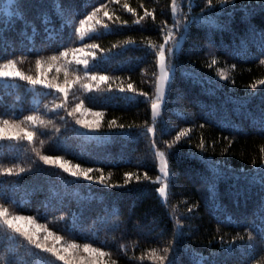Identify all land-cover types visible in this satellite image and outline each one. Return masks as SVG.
I'll list each match as a JSON object with an SVG mask.
<instances>
[{"label": "trees", "instance_id": "1", "mask_svg": "<svg viewBox=\"0 0 264 264\" xmlns=\"http://www.w3.org/2000/svg\"><path fill=\"white\" fill-rule=\"evenodd\" d=\"M162 47L173 73L155 119ZM49 57L71 87L34 78ZM9 61L0 121L33 139H0V264H264V0H0Z\"/></svg>", "mask_w": 264, "mask_h": 264}, {"label": "rangeland", "instance_id": "2", "mask_svg": "<svg viewBox=\"0 0 264 264\" xmlns=\"http://www.w3.org/2000/svg\"><path fill=\"white\" fill-rule=\"evenodd\" d=\"M10 1L11 0H6L7 4ZM162 49L164 51L163 47L161 48V50ZM161 50L158 52V59H157L158 68H157L156 87H155L154 96L152 100V104L155 103L157 105L156 109H153L152 104H151L152 116L155 119L158 117L162 109V105L165 99L166 89L171 80V76L173 73V67L170 66V64H168V62L166 61L165 51H164V61H163L165 71H164V74L161 73V61H160ZM82 55L83 57H85L86 53L82 52ZM60 67H61V64L59 61H57L56 58L49 57V60L47 61H45V59H40L39 61H37L36 75L34 78L35 79L39 78L44 81L54 83L56 85L58 84L59 86H62V87H65L66 85L67 86L69 85V87H71V84L74 82L76 76H74L72 73H69L67 70L66 72L63 71V69H61ZM14 69L15 67H12V66L7 67V69L2 67L0 68V76H2L5 73V71H7L8 74L15 73ZM55 78L60 79L61 82L57 83ZM73 111L78 114L79 120L84 121L86 123H89V124L94 123L95 120L97 119V117L94 116V114L97 113L96 111H91V110L82 108L80 106H77V107L74 106ZM8 122H9V125L5 126V123L3 121H0V136L19 135V134L30 135L31 134V132L27 129V128H30L28 124L26 126L24 122H16V121H8ZM12 125H19V127H13ZM157 167L160 173L158 180L161 185L158 193L161 199L164 200L166 197V192H167V181L166 180H167L168 168H167L165 158L163 155H161L160 152L157 153ZM160 189H164L163 194L160 193ZM15 223L23 230L27 229V227L29 226H32L30 221L25 218L23 219V218L17 217V219L15 220ZM35 228L37 227L35 226ZM46 240L49 242H55V241H52L50 238ZM65 249H67L66 251L67 253H71L69 248H61L63 252H65ZM88 257H90L93 260V256L88 255Z\"/></svg>", "mask_w": 264, "mask_h": 264}, {"label": "snow or ice", "instance_id": "3", "mask_svg": "<svg viewBox=\"0 0 264 264\" xmlns=\"http://www.w3.org/2000/svg\"><path fill=\"white\" fill-rule=\"evenodd\" d=\"M146 14H147V15H151V13H146ZM136 22L139 23V21H136ZM165 42H167V41H165ZM93 47H97V46H96V45H93ZM160 61H161V73L164 74V71H165V70H164V65H163V61H164V51H163V49H162L161 52H160ZM261 62L264 63V61H261ZM213 63H215V61H213ZM9 66H15V62H14V61H9L7 64L4 65V68L7 69V67H9ZM8 76H9V75H8L7 71H5V73H4L2 76H0V77H8ZM25 78H27V76H26ZM97 78H98L99 80L103 81V82H107V81L109 80V76H100V77H95V76H94V77H93V79H97ZM29 82L35 83V81H29ZM128 87H129V89H131V88H132V85L129 84ZM120 91L123 92L124 89L121 88ZM81 107H83V106H81ZM156 107H157V105H156L155 103H153V104H152V108H153V109H156ZM78 110H79V109H78ZM94 116L97 117V119L95 120L94 123L89 124V123H86V122H84V121H79V123H81L82 126H84V127H88V128L98 127V126H99V119H98V118L101 117L102 114H101V113H95ZM32 119H34V118H32ZM3 122L5 123V126H8V125H9V122H8L7 120H4ZM12 126H13V127H19V125H12ZM149 131H151V129H149ZM181 135H183V133H181ZM5 136H6V135H4V136H0V139H4ZM7 138H8V139H12V138H17V137H14V136L8 135ZM24 138H26L28 141H31V140L33 139V136H32V135H28V136H26V137H24ZM161 155H163V153H161ZM41 159L43 160V162H44L45 165H48V164H56V165H58L59 167L63 168V170H64L65 172H70V173H71L72 175H74V176H76V175L78 174V172L81 171L80 169H77V171H73V170L69 167L68 164H66V163H62V162H60V161H53V160H50V159H48L46 156H42ZM20 171L23 172V171H25V170H24L23 168H21ZM8 174L11 175V169L8 170ZM83 177H84V178H89V173H88V171H83ZM130 178H131V176L129 175V176H128V179H130ZM163 192H164V189H160V193L163 194ZM2 211H3V216H2V217L5 218V219H4V222H5V224L8 225L9 228H12V229H14V230L17 231V232H20L21 235L26 236L27 239H28L29 241L36 243V247H38V248L44 247L42 244L36 242L35 239H33V237L30 236L27 232H21L20 229H18V228H16V227L13 226V220H15L16 217L13 216L11 219H7L8 210H7L6 208H4ZM55 240H56V241H59V240H60V237H59V236H56V237H55ZM68 247H69V249H76V248L78 247V245H76V244L73 243V244L69 245ZM44 250H45V251H48V252H52L53 255H57L58 259H60V260H64V259H65L64 256L59 255V253L56 251L55 248H45ZM92 250H93V249H92L91 246H83V251H84V252H91ZM65 251H67V249H65ZM97 251H98L99 255H101V256L106 255V253L101 252L100 250H97ZM169 264H170V262H169Z\"/></svg>", "mask_w": 264, "mask_h": 264}]
</instances>
